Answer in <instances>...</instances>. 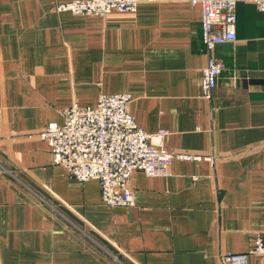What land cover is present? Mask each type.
<instances>
[{
	"label": "crops",
	"instance_id": "0c3cea01",
	"mask_svg": "<svg viewBox=\"0 0 264 264\" xmlns=\"http://www.w3.org/2000/svg\"><path fill=\"white\" fill-rule=\"evenodd\" d=\"M66 1L0 0V264H221L248 251L264 230V13L237 0L205 101L199 3L90 16L54 9ZM100 93L130 94L139 127L167 130L164 148L214 163L134 171L133 204H103L98 181L72 179L36 134Z\"/></svg>",
	"mask_w": 264,
	"mask_h": 264
},
{
	"label": "built area",
	"instance_id": "2783aa9c",
	"mask_svg": "<svg viewBox=\"0 0 264 264\" xmlns=\"http://www.w3.org/2000/svg\"><path fill=\"white\" fill-rule=\"evenodd\" d=\"M141 0H70L56 3L57 12L105 16L111 12L132 13ZM201 7L202 41L207 54L200 80L201 95L211 99L224 63L213 55L214 48L235 40L237 0H187ZM264 13V0H251ZM128 93H100L93 105L73 101L62 110L63 122H49L37 136L49 146L52 163L64 166L69 176L83 182L96 179L101 201L107 206L133 204L131 176L142 171L147 176L168 175L174 159L207 160L214 156L167 150L163 146L166 129L149 133L137 125L129 112ZM264 264V230L256 231L246 252H224L221 264H248V255Z\"/></svg>",
	"mask_w": 264,
	"mask_h": 264
}]
</instances>
